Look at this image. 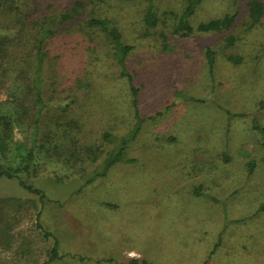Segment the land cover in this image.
Listing matches in <instances>:
<instances>
[{"label":"rangeland","instance_id":"rangeland-1","mask_svg":"<svg viewBox=\"0 0 264 264\" xmlns=\"http://www.w3.org/2000/svg\"><path fill=\"white\" fill-rule=\"evenodd\" d=\"M188 1L155 0L160 22L148 29V0H0V117L12 124L0 171L14 174L0 178V264H43L56 240L50 264H264V14L253 24V0H203L194 32L179 36ZM77 2L79 14L60 23ZM233 10L231 28L197 30ZM93 16L132 47L145 119L127 151L135 160L105 175L104 158L137 120L109 39L87 25ZM50 20L43 88L54 106L37 115L26 86ZM64 99L75 103L62 108Z\"/></svg>","mask_w":264,"mask_h":264},{"label":"trees","instance_id":"trees-1","mask_svg":"<svg viewBox=\"0 0 264 264\" xmlns=\"http://www.w3.org/2000/svg\"><path fill=\"white\" fill-rule=\"evenodd\" d=\"M93 3H101L103 0H91ZM203 0H189L187 2V5L184 9V11L181 13V15L178 18L177 25L174 29V32L178 34L179 36H189L191 35L195 28L190 23V18L195 13L197 7L199 4H201ZM149 4L147 7V10L144 14V22L147 25V28L156 27L159 25V15L157 12V8L155 5V0H148ZM84 6L82 2H77L69 11L64 12L60 19V23H65L70 20H73L80 12V9ZM249 13H250V19L253 22V24H257L260 22L261 17L264 14V6L263 3L258 0H253L249 4ZM238 12L236 10H233L231 12L226 13L222 18L219 19H212L207 22H202L197 26L198 31L202 32H210V31H223L231 28L233 23L235 22L237 18ZM52 20H50L49 23H51ZM53 25H47L42 26L38 33V39L36 40V65L34 69V76L32 79L31 87L26 86L27 92L30 94H34L35 96V104L37 115L42 113V109L45 106H54L46 102L44 98V68H45V62L48 56V53L46 51V43L47 40L52 37L55 34V25L56 21H52ZM88 27L91 29H97L104 33L107 38L109 39V43L111 44L112 51L114 54V57L116 58L119 66H120V74L124 77H127L132 96H133V105L135 108V117H136V123L133 125L130 133L127 136L122 137L119 141L118 146L111 150L106 157L104 158L101 169L102 171L97 172L99 175H105L111 167L116 165L118 162H132L135 159L128 156L127 151L129 148L130 141L135 139L137 135L139 134L142 123L145 121L144 118L141 117V113L139 111V102H138V96H139V90L135 87L133 83V76L129 73L127 68V58L132 50V47L125 43L123 38V33L119 29L118 26H116L110 19L93 16L89 19L87 23ZM235 37L231 36L228 38L229 44H234ZM1 48V46H0ZM233 57V56H231ZM206 59L207 63L210 67L211 73H213L214 64H215V53L211 48L207 49L206 52ZM32 91V92H31ZM68 100V101H67ZM64 105L58 104L62 108H68L70 105L75 103L74 99H64L63 101ZM18 107L23 109V105L21 102H18ZM57 105V106H58ZM25 111H28V108H26ZM230 115V114H229ZM230 116H234L231 114ZM8 119V121L6 120ZM12 120V119H11ZM35 125L38 126V119L35 121ZM4 127V128H3ZM11 132H12V124L10 123V118L7 116H1L0 117V154L3 155L8 149V142L11 138ZM104 138L107 141L112 140V135L109 133H104ZM31 158L32 153L29 155ZM30 167V166H29ZM1 177H8L13 178L14 174L9 171H0V178ZM93 179H90L87 181V183L91 182ZM20 184L26 188L28 191L33 192L35 194H39L42 197L44 196V193L41 189L35 188L33 185H28L23 181L22 179L19 180ZM39 226H41L39 224ZM50 232L45 231L44 235L45 237L50 236ZM60 257L59 255V248H58V240L55 241V244L51 250V255L47 261H45L43 264H50L52 261L58 259ZM131 264H138L136 261H133Z\"/></svg>","mask_w":264,"mask_h":264}]
</instances>
